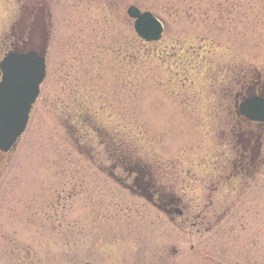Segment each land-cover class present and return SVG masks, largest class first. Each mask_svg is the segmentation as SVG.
Instances as JSON below:
<instances>
[{
    "label": "rangeland",
    "instance_id": "374dc122",
    "mask_svg": "<svg viewBox=\"0 0 264 264\" xmlns=\"http://www.w3.org/2000/svg\"><path fill=\"white\" fill-rule=\"evenodd\" d=\"M176 2L48 0L46 42L42 23L34 35L15 31L45 50L46 75L0 170L8 182L0 213L25 206L26 228L42 247L0 222L5 264L18 249L42 264H263L264 165L234 191L217 174L233 154L232 77L264 71V0ZM21 4L42 0H0V57ZM129 5L160 19L158 42L135 39ZM120 151L149 165L158 189L203 229L130 194L119 168L110 177Z\"/></svg>",
    "mask_w": 264,
    "mask_h": 264
},
{
    "label": "flooded vegetation",
    "instance_id": "af4514ba",
    "mask_svg": "<svg viewBox=\"0 0 264 264\" xmlns=\"http://www.w3.org/2000/svg\"><path fill=\"white\" fill-rule=\"evenodd\" d=\"M25 9V11L28 10L27 8ZM22 10H24V7L22 8ZM19 29L20 28L18 25L16 31ZM12 37H15L14 32H12ZM17 43L18 39H13V42L10 44V46H12V48L16 47ZM232 81L233 86H236L234 91L231 90V94L233 97V110H231V116H233V119L235 120V133L231 132V136H233V142L232 145L228 143V146L231 147L233 154L231 157L223 159V161L220 163L221 170L219 171L221 172V176L219 175V177L221 179L217 178V182L221 181V186H225L226 188L230 187L231 191H234V185L242 186L243 182L245 183L246 181H248L251 175L252 179L254 180V171L258 170L261 166L264 165V124L253 123L245 120L239 114L238 109L240 102L245 98L254 96L264 100V71L253 72L252 74H245L243 72L238 74L236 73L232 77ZM257 136H259L258 139ZM7 155L9 154L0 153V170L4 168V159L5 157H7ZM226 165H228L229 167H227V170H225ZM111 166L112 167L108 170V174L110 175V177L114 178L115 170L117 169V167H120L121 173H124L125 177L130 180L129 184L124 185V188L130 194L144 197L147 201L150 202L151 205L161 210L163 213L167 215L174 214L175 217L179 219L185 221L187 220L190 226L198 225L203 229V222L195 223L196 221L192 220L193 217H190L188 212L185 213L183 210L178 209L179 200L174 199L173 194H165L161 189H158V183H154L152 181L151 173L147 168L140 166L137 162H128L124 164V162L122 161H120L119 163L113 162ZM226 171H228V174H225ZM4 177L5 175L0 173V188L3 189L8 184L7 180L4 179ZM144 177H147V179L144 180ZM18 196L22 199L19 194ZM21 202L22 201H19V203ZM24 210L25 206L23 205H13V207H10L6 212L0 213L4 215H0V222H2V226L4 228L5 226L8 228L11 227L19 239L32 240L34 243H38L42 247V237L39 238V240L35 239L31 235V228H26L27 223L24 220ZM202 212H205L206 214V210ZM2 217H4V219H2ZM206 217L207 214L203 218L206 219ZM39 218L40 220H42V216H39ZM218 219L219 217L216 218V222H218ZM206 224L207 227H205L204 230H210L212 228L208 227L210 225V222H206ZM22 232H28V235L24 236ZM217 240L220 241L219 239ZM16 251L20 256H17L15 258V251H10L8 261L9 264H42V260L31 259L28 253L21 254V250L19 249ZM248 251L249 249L246 248L244 255L242 256V261L244 262L246 255L249 254L247 253ZM249 258H252V260L255 261L253 255L247 257V259ZM224 259H226V261H230L232 264H239L232 261L230 258ZM0 263L5 264L1 258Z\"/></svg>",
    "mask_w": 264,
    "mask_h": 264
},
{
    "label": "water",
    "instance_id": "95a60500",
    "mask_svg": "<svg viewBox=\"0 0 264 264\" xmlns=\"http://www.w3.org/2000/svg\"><path fill=\"white\" fill-rule=\"evenodd\" d=\"M125 14L133 21V31L139 39L146 43L160 39L162 26L151 13L128 6ZM44 75V57L34 49L9 51L0 60L1 152L13 149L24 131ZM239 113L248 120L264 122V102L259 98H248L240 104Z\"/></svg>",
    "mask_w": 264,
    "mask_h": 264
},
{
    "label": "trees",
    "instance_id": "16d2710c",
    "mask_svg": "<svg viewBox=\"0 0 264 264\" xmlns=\"http://www.w3.org/2000/svg\"><path fill=\"white\" fill-rule=\"evenodd\" d=\"M170 1H171V3H173V1L180 2L182 6H192L194 1L198 2L199 0H170ZM103 11L105 12V9H103ZM127 152L130 153L129 151H127ZM117 158H119V162L122 161V162H124V164L129 162V160L133 161V160H131L132 157L127 156V154L123 153L122 151L118 152L116 158H114V159H117Z\"/></svg>",
    "mask_w": 264,
    "mask_h": 264
}]
</instances>
